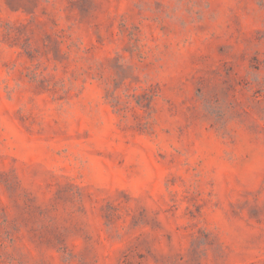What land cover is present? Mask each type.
I'll list each match as a JSON object with an SVG mask.
<instances>
[{
  "label": "rangeland",
  "instance_id": "374dc122",
  "mask_svg": "<svg viewBox=\"0 0 264 264\" xmlns=\"http://www.w3.org/2000/svg\"><path fill=\"white\" fill-rule=\"evenodd\" d=\"M0 264H264V0H0Z\"/></svg>",
  "mask_w": 264,
  "mask_h": 264
}]
</instances>
